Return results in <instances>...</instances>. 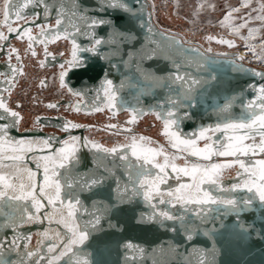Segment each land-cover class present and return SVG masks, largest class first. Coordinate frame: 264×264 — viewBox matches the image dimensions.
Segmentation results:
<instances>
[{
  "label": "water",
  "instance_id": "1",
  "mask_svg": "<svg viewBox=\"0 0 264 264\" xmlns=\"http://www.w3.org/2000/svg\"><path fill=\"white\" fill-rule=\"evenodd\" d=\"M125 2L131 12L113 11L110 8L101 11L102 0H46L50 9L47 15V10L43 6L29 5L22 10V15L27 17L28 22L24 19L17 21L15 16H10L8 24L20 30L32 29L31 35L37 37L32 49L28 48L27 36L17 39L18 32H8L2 11L0 32L8 39L0 41V90L6 89L0 91V97H3L11 110L20 114L19 124L10 128L8 134L15 140L33 142L49 140L50 148L39 151L38 149L44 147L43 144L34 143L33 148L36 150L21 153L24 158L22 163L0 161V175H6L19 193V185L21 183L28 185L30 181L27 172H18L17 169L30 168L35 172L39 157L54 155L56 149L61 147H72L71 138H80L76 144L78 151L72 157V162L67 164L65 169H59V172L64 174L70 183L71 180L92 175H103L104 180L109 182L102 188L95 187L90 191L74 184L71 190L81 201L78 223L81 226L87 224L89 232V238L74 249L76 256L71 257V264H75L77 259H86L88 264H200L201 260L204 264H264V204L260 203L255 192L250 193L243 187L235 192L230 191L233 184L243 185L244 179H247L238 164L222 170L217 182L219 187L206 183L202 188L223 199L235 198L241 201L251 197L252 205L239 214L240 224H237L236 212L226 210L223 205L205 206L211 210L207 211L206 218L201 220L194 215L193 210L198 207L197 205H187L188 210L185 211L175 201L174 207L169 203H160L161 200H170L167 195L169 190H174L181 183H191L189 177L181 176L177 179L175 174H172L166 179V183H159L157 180L159 193L155 187L152 188L151 202L144 198L145 188L138 187L134 191L128 184L125 193L123 192L125 185L120 186L123 195L121 199L115 191L117 182L114 180L119 178L126 183L125 169L113 167L111 157L104 161L109 171L98 167L100 161L97 156L103 154L91 148L92 142L111 148L114 145L130 143L132 137L143 136L151 141L150 144H146L148 147H163L169 155L187 156V153H179L170 146L169 138L162 135L163 120L157 119V113L167 111L168 98H174L178 92L182 93L186 88L181 87V82L173 83L168 79L177 72L176 65L180 66L181 74L190 73L192 77L201 81L195 86L192 99L183 100L182 106L178 108L181 117L186 112L190 114L189 118H183L179 123V131L186 138H189L191 133L198 134L202 127H215L217 123H222L225 114L221 113L220 108L226 101L232 100V107L229 110L232 117H239L244 111L242 105L255 100L259 86L264 85V75H255L257 72L264 74L263 68L246 63L236 52L214 50L212 46L205 47L185 41L179 34L159 26L154 21L149 0ZM13 3L15 8H19L25 0H13ZM37 13L39 19L31 23ZM57 18L63 20L60 26L61 37L53 39L51 32L42 35L41 28L37 25L54 28ZM91 18L109 20L115 28L111 24L89 27ZM76 28L80 31H76ZM117 30L130 34L131 38L117 37L115 35ZM171 38L178 43H171ZM95 39L103 41L95 52L80 50L91 49ZM113 39H116V43L111 42ZM73 40L78 63H69L73 61ZM62 41L68 43L67 52L51 49L52 45ZM17 43L24 45L23 52ZM12 48L17 50L16 53H11ZM33 50L36 56H32ZM17 55L20 57L19 61L16 59ZM28 56L34 58L40 68H57L58 85L64 88L70 97L45 101L47 111L34 115L31 126L22 127L24 114L20 110L21 102L16 100L11 103V98L20 86L21 77L26 73L25 59ZM10 65L17 68L15 74L12 73ZM62 71L66 73L64 87L60 82ZM13 76L14 79L9 84L7 80ZM107 80L112 81V87L116 91V107L108 106L104 91ZM160 80H164L166 85L170 84L171 90L167 86L161 87L157 83ZM41 81H44L43 85ZM46 82V74H43L37 84L44 87ZM49 104H55L57 107L50 108ZM190 104L193 106L188 107ZM160 105L165 107H159ZM129 107L142 110L137 121L132 124L126 123L132 115ZM96 108L102 110L96 111ZM71 114L86 116L102 114L105 121L102 123L97 120L80 121L72 118ZM151 116L160 124L156 136L140 130L143 120ZM5 122L8 121H0ZM66 123L79 127H69L65 131L63 129ZM109 125L117 127L113 129L109 128ZM94 133L106 135L107 141L105 142L102 137H96ZM208 135L215 139L224 137L225 134L216 132ZM85 139L89 141L88 147L84 146ZM258 140L257 136V142ZM63 141H69V144L65 145ZM206 142L211 141H197L199 147H203ZM7 155L12 153L9 152ZM129 159L133 164L136 163L130 155ZM187 159L190 163L202 165L210 163L191 156H187ZM232 159L214 156L211 162L224 163ZM240 159L251 162L264 159V155H249ZM157 160L160 163L164 162L163 157H157ZM120 163L117 159L116 164ZM175 163L183 167L185 159H177ZM41 164L43 165L42 161ZM52 166L50 163V170ZM147 168L149 184H152L151 178L156 177L158 169L152 168L151 165ZM168 171L171 172V169ZM238 173L241 175L238 176ZM35 180L37 183L42 182L43 167ZM66 192L67 189L62 195ZM37 198L44 204L39 212L32 206L31 199L0 202V212L3 213L0 214V261L4 264H36L38 260L40 264H49V259L59 255L62 250L61 241L66 242L69 234L63 225L57 223L61 213L56 211L53 215V207L39 196L38 187ZM160 211L183 216L184 220H163L161 223L158 215ZM64 214L66 215V210ZM29 215L32 216L31 219L28 218ZM97 215L100 217L99 223L89 224ZM13 219L16 221L15 224L12 223ZM241 225L245 230H241ZM186 227L191 230L193 236L191 241L186 239ZM57 232L61 234L59 239L56 236ZM50 244H58L59 247L56 251L49 252ZM128 244H132L134 248L129 249L126 247ZM30 252L35 255L29 257L27 254ZM133 255L136 257L135 260L131 258ZM54 264H70V258L65 256Z\"/></svg>",
  "mask_w": 264,
  "mask_h": 264
},
{
  "label": "snow or ice",
  "instance_id": "2",
  "mask_svg": "<svg viewBox=\"0 0 264 264\" xmlns=\"http://www.w3.org/2000/svg\"><path fill=\"white\" fill-rule=\"evenodd\" d=\"M31 4L43 6L47 10L46 15L50 13L49 5L46 3V0H25V3L19 8H15L13 0H3L2 5L4 24L8 27V32H18L17 39L27 36L29 41V49L33 48V42L37 40V37L31 35L32 29L23 28L20 30L19 28H13L12 25L8 24V21L10 16H15L17 21L24 19L26 22H28L27 17L22 15V10ZM261 7L262 10H264V5ZM14 8L15 11H13ZM109 8L113 11L131 12L129 5L125 2V0H102L100 10L105 11ZM233 11H238V9H233ZM61 15H63V13H61ZM230 18L231 12L224 16V20L221 23L223 24L224 22H227ZM37 19H39L38 13L34 15V19L31 21V23H35V20ZM81 19L85 18L81 17ZM257 19L264 20V16H258ZM62 23L63 20L61 18H57L54 28L50 29L48 25H37V27L41 28L42 35H44L46 32H51L53 39H59L62 35L60 31V26ZM105 24H111V26L115 28V25L112 24L111 21L105 20L103 18H91L89 27H96ZM240 27H244V25H241ZM76 31H80V29L76 28ZM252 31L254 30L250 29V34ZM115 35L122 39L131 38L130 34L121 33L118 30ZM65 38H67V36H65ZM7 39L8 37L5 36L3 32H0V41H6ZM208 39L211 40L213 37L210 36ZM102 42L103 41L101 39H95L91 49L80 50L95 52L97 50V46ZM111 42L116 43V39H113ZM219 42L228 44L230 47L233 46L231 41L221 40ZM171 43L175 44L178 42L175 41L174 38H171ZM73 45V61H70L69 63H78L74 40ZM16 51L17 50L15 48L11 49V53H16ZM209 51H211V49H209ZM45 52L48 54L47 48H45ZM31 54L32 56H36V52L34 50L31 52ZM16 59L19 61V55L16 56ZM41 66H43V61L41 62ZM61 67L63 68L64 66L61 65ZM176 67L177 72L174 74V76L168 77V79L173 83L179 81L181 82V87L184 88L186 86V88L182 93L178 92L174 98H168L167 105H169V107L167 108V111L157 113V119L163 120L164 124L162 135L169 138L170 146L177 152L187 153V156L196 157L198 160L209 161L210 163L205 165L200 163H190L187 159V156L182 157L175 154L169 155L163 147H148L146 144H150L151 141L141 136L139 138L132 137L130 143L114 145L111 148L92 142L91 148L97 153L103 154L97 156V159L100 161L98 167H102L106 172L109 171L107 165L104 164V161L111 157L113 160V167H123L125 169L127 181L125 183L123 192H127L128 184L132 186L134 191H136L138 187L145 188L144 198L149 202H151L150 198L152 196L153 187H155L156 192L159 193V188L156 183L157 180L159 183H166V179L172 174H175L177 179H179L181 176L189 177L191 183H181L174 190H169L167 195L170 197V200H161L160 203H169L174 207L175 204L173 201H175V203H178L182 208L185 209V211L188 210L186 208L187 205H197L198 207L193 210L194 215L198 216L201 220H204L206 218L207 211L211 210L206 209L205 206L223 205L226 210L236 212L237 224H240L239 214L252 205V198L249 197L247 199H242L241 201H237L235 198L223 199L221 197L213 196L209 191L202 188V185L207 183L217 185L219 187L217 182L222 170L238 164L239 168L242 169L243 174L247 177V179H244L243 185L233 184L230 191L235 192L237 189L243 187L250 193L255 192V195L258 196L260 203L264 204V159H257L251 162H246L245 160L240 159V157H247L249 155H264V85L259 86L258 95L255 100L242 105L244 111L239 117H232L229 111L232 107V100L226 101L225 104L220 108L221 113L225 114L223 116L222 123H217L215 127H202L198 134H190V137H195L194 139L190 137L186 138L182 136L181 132L179 131V123L181 119L189 118L190 114L186 112L184 113V116L181 117L178 114V108L182 106L183 100L192 99V92L195 90V86L201 83V81L195 77H192L190 73L181 74L179 72L180 66L176 65ZM10 68L12 73L15 74L17 68L11 65ZM65 74L66 73L63 71L60 74V82L62 87L66 86L64 82ZM255 75L261 76L264 74L257 72ZM13 79L14 76L12 79H8L7 82L11 84ZM157 83H159L161 87L167 86L171 90V85H166L164 80L157 81ZM41 84L43 85L44 81H41ZM105 84L106 87L104 88V91L107 97L108 106L110 108L116 107L115 101L117 97L116 91L112 87V81L107 80L105 81ZM73 94L79 95V93ZM187 106L191 107L193 105L190 104ZM17 107H19V105H17ZM48 107L55 108L57 105L49 104ZM159 107L163 108L165 105H160ZM95 110L100 111L102 109L96 108ZM128 110L132 112V115L131 119L126 123H135L138 117L141 115L142 110L131 107H129ZM19 120L20 114L17 111L11 110L3 97H0V121H8L5 123H0V161L7 160L17 164L22 163L24 158L21 153L36 150L33 148L34 143L43 144L44 147L38 149L39 151H44L45 148H50L49 140L33 142L26 140H15L11 138L8 134V130L12 127H16L19 124ZM69 127L75 128L79 127V125H69L66 123L63 130L67 131ZM108 127L114 129L117 127V125H109ZM125 130L131 131V129ZM216 132H223L225 135L224 137H216L215 139L208 135V133L214 134ZM228 133L231 134L229 135ZM257 136L259 137L258 142ZM79 139V137H72V147H61L56 149L54 155L39 157L36 164L37 170L35 172L30 168H25L23 170L17 169L18 172H27L30 181L28 185L23 183L19 185V193H17L16 186L9 182V179L6 175H0V202L7 203L10 201L31 199L32 206L37 212H39L40 209L44 207V204L40 199L37 198L38 187L39 196L46 199L48 205L53 207V215H55L56 211L61 213L60 219L57 221V223L63 225L67 229V233L69 235L66 242L61 241L63 245L62 250L59 252V255L53 256L49 259V264H54V262L60 261L65 256L70 258L71 264V257L76 256V251L74 249L79 245H82L89 238L88 225L86 224L81 226L78 223V213L81 208V201L78 197H75L72 194L71 190L73 189L74 184L76 186H82L90 191L93 188L101 185L104 180L103 175H92L89 177H81L70 183L64 177V174L59 172V169H65L67 164L72 162V157H74L78 151L76 144L79 142ZM198 140L211 142H206L203 147H199L197 143ZM248 141H251V143H248ZM63 143L68 145L69 141H63ZM84 146H89V141L87 139L84 140ZM9 152L12 153V155H7ZM129 155L135 159V164L130 161ZM214 156L232 157L233 159L224 163H214L211 162ZM157 157H163L164 162H158ZM180 158L185 159V165L183 167H180L175 163V160ZM117 159L121 162L119 165L116 164ZM41 161L43 162V165L41 164ZM56 161H59V163H56ZM50 163L53 165L51 170L49 168ZM148 165H151V167L154 169H158L156 177L151 178L152 184H149L150 177L149 170L147 168ZM41 167H43V180L42 182L37 183L35 177L37 176ZM169 168L171 169V172L168 171ZM240 175L241 173H238V176ZM65 189H67V192L62 195V192ZM115 191L122 199L123 195L120 189L119 178H117V186ZM10 192L12 193L11 195L9 194ZM64 210H66V215L64 214ZM202 213L203 215H201ZM0 214L3 213L0 212ZM158 215L161 218V223L163 220H184L183 216H175L168 211H160ZM28 218L31 219L32 216L29 215ZM99 219L100 217L97 215L94 217V221H89V224H98ZM153 219H155V215L153 216ZM12 223L15 224L16 221L13 219ZM241 230H245L243 225H241ZM185 231L187 233L186 239L191 241L193 239L191 230L186 227ZM44 235L47 237V233ZM60 235L61 234L59 232L56 233L58 239L60 238ZM57 247H59L58 244H50L48 251L54 252L56 251ZM126 247L129 249L134 248L132 244H128ZM27 255L31 257L35 255V253L30 252ZM131 258L133 260L136 259L134 255ZM41 259H43V257H41ZM0 264H4V262L0 261ZM36 264H40V261H36ZM75 264H88V261L86 259H77ZM200 264H204V261L201 260Z\"/></svg>",
  "mask_w": 264,
  "mask_h": 264
},
{
  "label": "rangeland",
  "instance_id": "3",
  "mask_svg": "<svg viewBox=\"0 0 264 264\" xmlns=\"http://www.w3.org/2000/svg\"><path fill=\"white\" fill-rule=\"evenodd\" d=\"M149 1H150V6L154 21L159 26L179 34L185 41L198 43L205 47L212 46L214 50L226 49L225 45H222L221 43L217 42L216 40H214V38L221 39L222 36L224 37L227 36L226 38L231 39L232 37V39H234L237 42V44L233 46L234 48L232 47L229 50L231 51L236 50L238 53L241 52L242 49H244L242 48V45L244 44V40L242 36L231 33H229L230 35H227L226 33L228 32V29L221 28L217 24V22L228 11V9L232 7L233 8L239 7L238 11L234 12L235 17H237L234 20V23L241 24L244 22V20L247 19L248 20L247 23L260 26L259 28L260 35L257 38L253 37V39L251 40V44L253 45L254 43L253 49H255L257 53H259L260 51L259 54L262 56L259 57L264 59V20L261 21L256 17L258 8L256 7L257 3L255 1L257 0H252L251 4L244 6L242 5L241 0H149ZM261 1L264 3V0ZM249 16L251 17L250 19ZM252 17H254V19ZM241 31H242L241 33L244 35L247 32V26L242 27ZM210 36L213 37V39L209 40L208 37ZM17 44L18 46L21 47V50L23 52L24 45L21 43H17ZM67 45H68L67 42L62 41L57 44H54V46L51 47V49L53 51L67 52L68 50ZM256 52L254 53L257 54ZM252 54L247 53L246 56H242L244 57L243 58L244 61L245 59H247L248 63L252 65L254 64L257 67L264 69V60L257 59L252 61L254 59V57H252ZM30 58L31 57L28 56L25 59L28 69L26 71L25 76L21 77L20 86L12 94V101H11V103H13L15 99H18L21 103L24 101L22 106H20V109L24 114L22 127L31 126V120L34 115H36L37 113H44L47 111L44 105L41 106L34 103V101L37 99L36 90L35 92L30 91L31 85L34 83L33 80L35 79L38 70V69L37 70L33 69L36 68V66H34L36 61L34 62L33 59ZM35 65H37V63ZM43 74L47 75L45 71H43ZM51 74H54V72H52ZM52 87L58 88L56 84H53ZM34 89H37L38 91H42L37 83L35 84ZM24 90H28L26 91L27 93L23 94ZM29 93L32 94L30 95ZM65 95L67 96V94ZM52 99L53 97L51 98V100ZM70 116L80 121L94 122L95 120H97L99 123L105 121L104 116L102 114H98L96 116H83V115L79 116V115L71 114ZM124 116L125 115H122L121 117ZM148 121L150 122L154 121L155 125L145 128V126H148ZM159 128H160V124L156 122L154 117L152 116L147 117L140 124V130L155 136L158 135ZM94 134L96 135V137H102L105 142L107 141L106 135L102 133L101 134L94 133ZM73 181L75 180H71V182ZM114 181L117 182V180ZM107 182H109V180H103V183L97 186V188L98 187L102 188L103 186H105ZM124 185H125V181L120 180V186L123 187Z\"/></svg>",
  "mask_w": 264,
  "mask_h": 264
},
{
  "label": "bare ground",
  "instance_id": "4",
  "mask_svg": "<svg viewBox=\"0 0 264 264\" xmlns=\"http://www.w3.org/2000/svg\"><path fill=\"white\" fill-rule=\"evenodd\" d=\"M251 1L252 0H241V3H242V5L244 6V5H249V4H251ZM202 2V1H201ZM257 4H256V7L258 8V12H257V14H256V17H258V16H264V13H263V10H262V5H264V3L261 1V0H257V1H255ZM199 3V2H198ZM2 4H3V0H1L0 1V18H1V13H2ZM240 5V4H239ZM200 6H201V4H200ZM229 8V7H228ZM239 7H235V8H230V9H228V11L218 20V22H217V24L221 27V28H227L228 29V32L226 33L227 35H230L229 33H231V34H237V35H239V36H242V38H243V40H244V44L242 45V48H244V49H242V51L241 52H237L236 50H232L231 52H236L241 58H244V57H242V56H246V54L247 53H250V54H252V57H254V59L252 60V61H254V60H257V59H262V58H260L259 56H262V55H260L259 53H260V51H259V53H257L256 51H255V49H253V45H254V43H253V45L251 44V40L253 39V37H258L259 35H260V26H257V25H255V24H249V23H247V19L246 20H244V22L243 23H241V24H235L234 23V20L237 18V17H235V15H234V12L235 11H233V9H238ZM246 8V7H245ZM252 9H253V7H252ZM229 12H231V18L227 21V22H224L223 24L221 23L223 20H224V16L226 15V14H228ZM251 17L249 16V19H250ZM253 19H254V17H252ZM256 19V18H255ZM262 21V20H261ZM261 24V23H260ZM241 25H244V26H247V32L243 35L241 32V30H242V27H240ZM250 29L251 30H254V31H252L251 32V34H250ZM244 33V32H243ZM242 34V35H241ZM223 38L222 39H218V38H214L215 40H217V42H219V41H221V40H225V41H231L232 42V44L233 43H237L234 39H232V37H231V39H228V38H225L224 36H222ZM227 37V36H226ZM230 37V36H229ZM254 41H256V40H254ZM220 43V42H219ZM222 45H225L226 46V49H223V50H228L229 51V49H231L233 46H227L228 44H225V43H221ZM259 45V44H258ZM54 45H52V47H53ZM68 46V45H67ZM257 46V45H256ZM66 47V46H65ZM234 48V47H233ZM257 49V48H256ZM254 52H256L257 54H255ZM32 58V57H31ZM30 58V59H31ZM34 61H35V59L34 58H32ZM244 60V59H243ZM262 60H264V59H262ZM245 62L246 63H248L247 62V59H245ZM248 64H250V63H248ZM255 66V65H254ZM26 67H27V64H26ZM36 68H38L40 71H45L46 73L48 72V71H50V70H52V69H43V68H40L39 66H37L36 65ZM54 69V68H53ZM55 69H57V68H55ZM54 72V74H50V76L48 77V83H49V87H51L52 89H53V93H54V95H55V97H61V96H66L65 94H67V96L68 97H70L69 96V94L66 92V90L64 89V88H61L59 85H58V82H57V70L56 71H53ZM26 74V73H25ZM25 74H24V76H25ZM43 75V74H42ZM23 77V76H22ZM40 78H41V76H40ZM40 78H36V80L37 79H39L40 80ZM47 79V78H46ZM38 80V81H39ZM53 84H56V86L58 87V88H56V87H52V85ZM47 87V85H45L44 87H43V89H45ZM35 91V90H34ZM66 96V97H67ZM11 100H12V98H11ZM58 100V99H57ZM44 105V103H42V106ZM21 106H22V104H21ZM21 110V109H20ZM22 111V110H21ZM76 115V114H75ZM84 116H86V115H84Z\"/></svg>",
  "mask_w": 264,
  "mask_h": 264
},
{
  "label": "flooded vegetation",
  "instance_id": "5",
  "mask_svg": "<svg viewBox=\"0 0 264 264\" xmlns=\"http://www.w3.org/2000/svg\"><path fill=\"white\" fill-rule=\"evenodd\" d=\"M34 61V60H33ZM35 62V61H34ZM35 64H36V62H35ZM34 64V66H36ZM27 69H28V67H26V71H27ZM33 69H35V70H37L38 68H33ZM53 71H56V69L54 68V69H52V70H50V71H48L47 72V75H46V80H47V82H46V85H47V87L45 88V89H43V87H40L41 88V90L42 91H38L37 89H34V87H35V84L38 82V80L39 79H37L36 80V78H40V76H42V74H43V71H40L39 69L37 70V75H36V77H35V79L33 80V84L31 85V88H30V91L31 92H35L34 90H36V94H37V99L34 101V103L35 104H38V105H41L42 106V103H44L45 101H49V100H51V98L53 97V99L52 100H57V99H59V98H69L68 96L66 97V96H61V97H56V98H54L55 97V95H54V93H53V89L51 88V87H49L50 85H49V83H48V77L50 76V74L53 72ZM34 86V87H33ZM47 89V90H46ZM26 91H28V90H24V92H23V94L24 93H27ZM30 94V93H29ZM32 94V93H31ZM30 94V95H31ZM26 95V94H25ZM32 97H33V95H32ZM30 98H31V96H30ZM24 102V101H23ZM23 102L21 103V104H23ZM80 116V115H79ZM84 116V115H83ZM122 116V115H121ZM146 119V118H145ZM144 119V120H145ZM143 120V121H144ZM152 125H155V122L154 121H152V122H150V121H148V126L147 127H151ZM98 134H101V133H98Z\"/></svg>",
  "mask_w": 264,
  "mask_h": 264
},
{
  "label": "crops",
  "instance_id": "6",
  "mask_svg": "<svg viewBox=\"0 0 264 264\" xmlns=\"http://www.w3.org/2000/svg\"><path fill=\"white\" fill-rule=\"evenodd\" d=\"M18 100V99H15V101Z\"/></svg>",
  "mask_w": 264,
  "mask_h": 264
},
{
  "label": "built area",
  "instance_id": "7",
  "mask_svg": "<svg viewBox=\"0 0 264 264\" xmlns=\"http://www.w3.org/2000/svg\"><path fill=\"white\" fill-rule=\"evenodd\" d=\"M192 43V42H191ZM243 59V58H242ZM254 65V64H253Z\"/></svg>",
  "mask_w": 264,
  "mask_h": 264
}]
</instances>
